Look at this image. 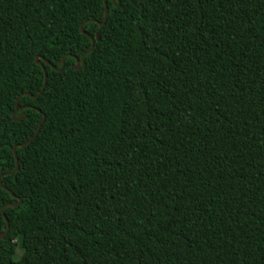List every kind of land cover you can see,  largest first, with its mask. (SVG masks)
<instances>
[{"label":"trees","instance_id":"obj_1","mask_svg":"<svg viewBox=\"0 0 264 264\" xmlns=\"http://www.w3.org/2000/svg\"><path fill=\"white\" fill-rule=\"evenodd\" d=\"M106 5L0 0V264H264V0Z\"/></svg>","mask_w":264,"mask_h":264},{"label":"water","instance_id":"obj_2","mask_svg":"<svg viewBox=\"0 0 264 264\" xmlns=\"http://www.w3.org/2000/svg\"><path fill=\"white\" fill-rule=\"evenodd\" d=\"M107 14H108V8H107V5H106V0H104V20L106 19ZM100 25L102 26L103 23L100 24ZM96 39H98V37H96ZM93 46H94V39H91V46H90L88 52H90V51L93 49ZM40 60H44V59H43L42 57H36V58H35V63L41 65ZM80 61H81V64H83V57L81 58ZM45 64H46V65H49L51 68H53V67H52L47 61H45ZM63 65H64V63H63V58H62V64H61V67H63ZM78 65H79V61L76 59V63H75V68H76V69L79 68ZM81 66H82V65H81ZM41 67H42V71H43V85H42V88H41V91H40L39 94H37V95H35V96H32V95L26 94L27 96H29V97H31V98H34V97L40 95V94L43 92L44 87H45V84H46V71H45V67H44L43 65H41ZM54 69H55V68H54ZM24 95H25V94H24ZM14 111H15V112H14V114H13V117H14L15 113L18 111V99H16V101H15V110H14ZM20 111L22 112V109H21ZM20 116H21V115H20ZM18 119H20V117L15 118V120H18ZM43 121H44V117L42 118L41 122H40L39 125L37 126V129H36L35 133H34V134H33L28 140H26L25 142H23L22 144H20L19 147H23V146H25L26 144L30 143V142L36 137V135L38 134V132H39V130H40V126H41V124H42ZM12 151H13V156H14V159H15V168H14L13 171L7 173V175H10V174H13L14 172H16V170H17L18 167H19L18 158H17V155H16V153H15V147H13ZM4 175H6V174H4ZM1 177H2V176H0V179H1ZM0 187L3 188V189H5V190H7V189L1 184V180H0ZM7 191H8V190H7ZM8 192L10 193V191H8ZM10 194H11V193H10ZM11 195H12V194H11ZM12 196H13V195H12ZM13 197H14V196H13ZM19 202H20V201H19ZM4 208H5V206H3V207L1 208V214H2V217L4 218V220H5V222H6V230H5L3 233L0 234V239L4 238L5 235L7 234L8 230H9V224H8V221H7V219H6L5 215H4Z\"/></svg>","mask_w":264,"mask_h":264}]
</instances>
